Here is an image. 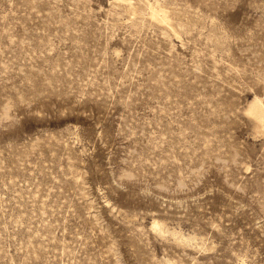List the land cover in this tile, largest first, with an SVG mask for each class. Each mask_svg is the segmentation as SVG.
<instances>
[{
	"label": "rangeland",
	"instance_id": "1",
	"mask_svg": "<svg viewBox=\"0 0 264 264\" xmlns=\"http://www.w3.org/2000/svg\"><path fill=\"white\" fill-rule=\"evenodd\" d=\"M255 96L264 0H0V264H264Z\"/></svg>",
	"mask_w": 264,
	"mask_h": 264
},
{
	"label": "bare ground",
	"instance_id": "2",
	"mask_svg": "<svg viewBox=\"0 0 264 264\" xmlns=\"http://www.w3.org/2000/svg\"><path fill=\"white\" fill-rule=\"evenodd\" d=\"M154 4H156V3H154ZM161 8L154 6V5H150L149 6L150 14L154 19L159 20L162 23L164 22L166 25L170 26L171 23L169 21V17L167 15L166 11L164 9H161ZM247 111L250 114H252L261 123V125L264 127V102L260 97L255 96L250 101ZM153 227L157 230H163L162 227L160 226V222L157 220H154ZM167 264H175V263L169 262Z\"/></svg>",
	"mask_w": 264,
	"mask_h": 264
}]
</instances>
